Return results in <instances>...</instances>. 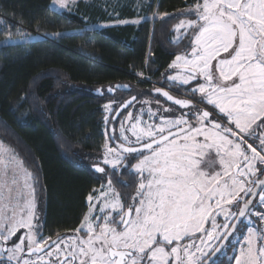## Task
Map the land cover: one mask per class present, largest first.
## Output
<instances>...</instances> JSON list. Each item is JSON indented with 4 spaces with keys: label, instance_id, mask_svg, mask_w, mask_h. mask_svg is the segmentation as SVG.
Listing matches in <instances>:
<instances>
[{
    "label": "snow or ice",
    "instance_id": "snow-or-ice-1",
    "mask_svg": "<svg viewBox=\"0 0 264 264\" xmlns=\"http://www.w3.org/2000/svg\"><path fill=\"white\" fill-rule=\"evenodd\" d=\"M68 2L54 0L61 8ZM190 14L197 19L181 20L174 27L183 34L194 30L190 53L176 56L169 68L183 71L166 80L189 86L186 91L199 95V100L175 99L155 88L188 111L158 116L148 108L151 122L142 124V117H137L131 124L134 141L122 127L128 146L105 145V166L113 173L122 166L140 177L131 204L121 202L105 167L93 165L107 177L106 190L102 186L96 203L88 195V212L74 236L45 238L33 222L35 177L0 144V264H210V256L220 251L212 241L227 240L237 231L232 221L243 223L240 218L248 214L252 200L245 197L256 195L252 185L260 188L259 202L264 205V178H257V173L264 177V168L256 167L264 165V131L257 134L264 128V0H203ZM200 104L218 111L203 110ZM128 119H133L131 113ZM249 140L258 141L260 150ZM213 151L220 170L209 172L201 164ZM97 204L100 214L94 216ZM257 215L264 222V213ZM21 229L26 231L17 235ZM256 235L247 227L235 264H264V245L256 246Z\"/></svg>",
    "mask_w": 264,
    "mask_h": 264
},
{
    "label": "trees",
    "instance_id": "trees-1",
    "mask_svg": "<svg viewBox=\"0 0 264 264\" xmlns=\"http://www.w3.org/2000/svg\"><path fill=\"white\" fill-rule=\"evenodd\" d=\"M198 2L150 0L143 11L148 17L140 23L94 29L87 26L106 21V14L82 1L74 12H58L51 0H0V140L35 177L39 230L59 232L80 223L87 196L107 181L93 167L103 158L105 138L115 148L122 144L117 125L130 108L123 107L128 99L166 102L155 88L188 94L164 75L173 59L191 48L187 36L172 42L173 27L192 19L187 12ZM123 16L134 13L125 10ZM115 84L128 88L114 89ZM189 99L199 100L191 94ZM109 102L115 105L104 131L103 106ZM120 167L116 173L105 170L113 183H129L116 186L128 205L137 182ZM245 226L239 224L210 264L234 263ZM234 235L238 239L232 242Z\"/></svg>",
    "mask_w": 264,
    "mask_h": 264
},
{
    "label": "rangeland",
    "instance_id": "rangeland-1",
    "mask_svg": "<svg viewBox=\"0 0 264 264\" xmlns=\"http://www.w3.org/2000/svg\"><path fill=\"white\" fill-rule=\"evenodd\" d=\"M78 1H82L84 3H88V4L91 5V7L98 8L103 13L106 14V17H107L106 21L98 22V23H94V24H89L87 26L88 28H94V29H101L103 27L114 26V25H124V24H128V23L129 24H134V25L138 24L141 21H143L145 18L148 17L147 15L144 14L143 11H144V9H146L148 3L150 2V0H69L68 6L66 8H61L58 4L54 3V0H51L50 7L53 10L58 11V12H74ZM202 2H203V0H200V2H198V3H202ZM194 7L192 9H194ZM125 10L132 11L134 13V16L132 18L124 17L123 14H124ZM189 12H190V10L187 13H189ZM192 16H193L192 19L191 18H182L181 20H195V19H197V17L194 14H192ZM181 20H179L175 25H177ZM175 25H174V27H175ZM174 27H173V31H174ZM193 31H194L193 29H188L186 34H183L184 33L183 29L181 30L180 33H177V32L174 31V36L172 38V42H174V43L178 42L180 39H182L185 36L189 37V39L191 41V38L193 36ZM177 37H179V39H177ZM190 50H191V48H190ZM190 50L182 52L181 54H178V55L188 54V53H190ZM222 55L226 56L227 53H223ZM175 58L173 59V61L175 60ZM215 64H216V61L214 60L212 62L213 71L214 72H215V67H214ZM182 71H183L182 69L168 68L167 73H165V75H164V79L166 80L167 76L175 75L177 73H182ZM167 82H168L169 85H172L171 81H167ZM195 83L196 82L193 81V85ZM200 83H204V80L202 78L200 79ZM188 87L189 86H185L186 89ZM167 91L171 95H173L174 97L176 96V97H179L181 99H189L190 93H188V94L187 93L186 94L175 93L174 91L171 90V88L167 89ZM197 97L199 99V95H197ZM157 101H159V103H157ZM108 104L111 105V110L110 111H106L105 110V105H108ZM114 105H115V102H109V103L104 104V106H103V111H104V131H105V127H107L109 125L108 122H109L110 115L112 113V109H113ZM199 107L201 109H203V110H208V111H211V112H217L218 111V110L213 109L212 106L206 105V104H204V105L200 104ZM148 108H152V110L154 112H157L158 116L159 115L172 116L173 113H174L175 116H179V115H181V113H186L188 111V109L180 108L179 105L166 103L164 101L156 100V99L143 98V99H140L139 101H136V102L132 101V103L130 104V108L124 114L123 118H121L118 121V125H117L118 137L120 138L122 144H125V146H128V145L126 144V142L123 140V137L121 136L122 127H123V131H124V135L128 136L129 140L134 141L135 137L132 136V133L129 130L130 127H131V124L134 122L135 118H137V117H142V124L145 121L151 122L150 119H149V116L147 114ZM165 108L170 109L171 112L165 113L163 111V109H165ZM129 113L132 114V117H133L132 120L128 119V114ZM105 117H107V121L105 120ZM152 119L155 120L156 117H153ZM157 122H159V121L157 120ZM193 123H195V120H193ZM233 129L238 132V130L235 129L234 125H233ZM105 135H106V132H105ZM248 143H253V141L249 140ZM0 144H2L5 148H8L11 151V153L15 154V156L18 158V160L21 161L19 159V157L16 155V153L7 144L1 142V140H0ZM106 144L109 147L115 148V147H113L111 145L109 139L106 137L105 140H104V143H103V147H102L103 148V158H104V152H105V145ZM257 144H258V142H255V143H253V146L255 147V145H256V147H258ZM245 146L247 147V145H245ZM258 149H259V147H258ZM262 154H264V153H262ZM103 158L100 160L99 165L105 166L103 164ZM209 164H211V167H209ZM105 167H107L109 170H111V172H113V170L110 167H108V166H105ZM201 167L204 168L205 170L209 171V172H211L213 170H217V171L220 170L219 161H218L214 151L210 152L208 154V156L205 157V162L201 164ZM21 168L24 169V170H27L26 167L23 165V163L21 165ZM120 168L121 167L118 166L117 170H119ZM135 178H136V182L137 183L135 184L136 189L134 187L132 196L135 195L137 187H138V184L140 182V177L138 175H135ZM112 184H115V183L112 182ZM102 186H104V190H106L107 181L106 182H102L99 186L95 187L94 189L96 191H94V189H93L89 193V195L91 194L94 197V200H93L92 203H96L95 197L99 196V191L102 189ZM114 190L120 194V199L123 202L121 192L119 190H117V188L114 189ZM127 194L130 195L129 193H127ZM25 195H27V191L25 192ZM258 197L259 196H257L255 198L251 208L248 211V214L243 218V222H244V224L246 223V225H252L253 228L254 229L256 228L257 230H259V232H263L264 231L263 230V226L261 227V225H263V222L259 219V215H257L258 213H261V211H260L261 207L259 206ZM86 202H87L88 207H87V210H86L85 214L88 212V208H89V202L87 201V199H86ZM131 202H133L132 199H131ZM131 202H130V204H131ZM34 204H35V208H34L35 219H34L33 222L40 229L41 215L36 211V193H35V197H34ZM238 206L239 205L233 206L231 210L233 212H235V209L238 208ZM99 207H100V204H97L96 209L94 210V213H93L94 216L100 214L99 213ZM262 213H264V212H262ZM82 219H83V217H82ZM221 219H223L222 216H218L217 217V221L218 222H222L223 220H221ZM259 223H261L260 227H259ZM206 226H207V223H206L205 227ZM209 227H210V225H209ZM257 230H255L256 233H258ZM25 231L26 230L21 229L20 232L17 233V235H23ZM245 235H247V233H245ZM260 235H262V234H260ZM13 239H15V237ZM237 239H238V235H234V237L232 238V242H235ZM218 241L219 240L212 241L213 246H215V244ZM196 243L197 244L200 243L199 239H196ZM244 243H245V241H244ZM255 243H257L256 239H255ZM8 246H11V242H9ZM240 248H241V246L238 247V250L236 251V253L239 254Z\"/></svg>",
    "mask_w": 264,
    "mask_h": 264
},
{
    "label": "water",
    "instance_id": "water-1",
    "mask_svg": "<svg viewBox=\"0 0 264 264\" xmlns=\"http://www.w3.org/2000/svg\"><path fill=\"white\" fill-rule=\"evenodd\" d=\"M120 86V87H117V86ZM125 86V84H115L114 86H113V88L115 89H127L128 88V86L127 87H124ZM114 89H112V91H110V92H113V90ZM164 91H167V90H165V89H163ZM101 91L100 90H97V93H100ZM170 94V93H169ZM161 95V94H160ZM171 95V94H170ZM162 96V95H161ZM173 96V95H172ZM163 97V96H162ZM174 97V96H173ZM175 99H178V98H176V97H174ZM163 99L166 101V102H168V103H170V104H174L172 101H168L165 97H163ZM130 100H132V98H130V99H128L124 104H126L128 101H130ZM257 178H264V177H257ZM252 187H253V189H254V192L256 193V195H254V196H252V195H249V196H246L245 197V199H251L252 200V204H253V202H254V200H255V198L259 195V193H260V188L259 187H255L254 185H252ZM252 204H250L249 205V208H248V210H247V213H248V211H249V209L251 208V206H252ZM243 206V202H241V204L238 206V208L239 207H242ZM237 212H238V209H237ZM243 218L244 217H242V218H240L241 220H243ZM232 222H234V223H237V227L239 226V224L240 223H238L237 221H235V220H233ZM234 233V232H233ZM232 233V234H233ZM232 234L228 237V239L227 240H219L217 243H216V245H215V247H220V251L219 252H217V253H215V255H211L210 256V263L216 258V256L217 255H219V253L221 252V250L224 248V246L227 244V241L230 239V237L232 236Z\"/></svg>",
    "mask_w": 264,
    "mask_h": 264
},
{
    "label": "flooded vegetation",
    "instance_id": "flooded-vegetation-1",
    "mask_svg": "<svg viewBox=\"0 0 264 264\" xmlns=\"http://www.w3.org/2000/svg\"><path fill=\"white\" fill-rule=\"evenodd\" d=\"M129 185V183H127ZM113 188L116 189L117 187L116 186H124L123 184L117 182L116 184H112ZM132 198V197H131ZM122 202V201H121ZM123 203V202H122ZM127 206V205H126ZM82 220V219H81ZM81 222L73 229H68V230H62V231H59V232H53V233H46L44 232L42 229L40 230L41 234L43 235V237L47 238V237H51L52 240H56L57 239V235H59L60 237L64 238V237H71V236H74L76 234L75 230L77 228L80 227L81 225ZM81 235H83V233H81Z\"/></svg>",
    "mask_w": 264,
    "mask_h": 264
},
{
    "label": "crops",
    "instance_id": "crops-1",
    "mask_svg": "<svg viewBox=\"0 0 264 264\" xmlns=\"http://www.w3.org/2000/svg\"><path fill=\"white\" fill-rule=\"evenodd\" d=\"M257 123H259V121L257 122ZM255 127V126H254ZM262 131H264V128H261V129H257V134H259L260 132H262ZM256 142H258V141H256ZM258 145V144H257ZM255 147H256V145H255ZM247 150V149H246ZM257 150L259 151L260 149H258V147H257ZM256 167H257V165H256ZM258 202H259V197H258ZM259 206L261 207V209H260V211H261V213L262 212H264V205H261L260 204V202H259ZM259 225H261V223H259ZM263 226V230H264V222H263V225H261V227ZM248 227H251L254 231L255 230H257L256 228L254 229L253 228V226L252 225H248ZM257 236H256V240H257V243H256V246H262V245H264V231L263 232H259V230H257ZM245 233H247V229L245 230V232H244V234L243 235H245ZM260 234H262V235H260ZM244 244V240L243 239H241V241L239 242V244H238V247H240V246H242ZM238 247H237V250H238ZM238 255V253H236V256ZM233 264H235V261H234V263Z\"/></svg>",
    "mask_w": 264,
    "mask_h": 264
},
{
    "label": "built area",
    "instance_id": "built-area-1",
    "mask_svg": "<svg viewBox=\"0 0 264 264\" xmlns=\"http://www.w3.org/2000/svg\"><path fill=\"white\" fill-rule=\"evenodd\" d=\"M138 79H143V74H139Z\"/></svg>",
    "mask_w": 264,
    "mask_h": 264
}]
</instances>
